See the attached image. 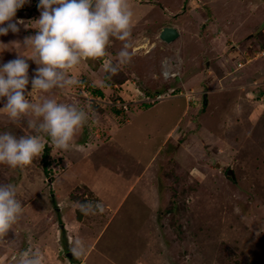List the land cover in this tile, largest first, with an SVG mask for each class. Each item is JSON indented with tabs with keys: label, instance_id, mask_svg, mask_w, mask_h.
Segmentation results:
<instances>
[{
	"label": "rangeland",
	"instance_id": "obj_1",
	"mask_svg": "<svg viewBox=\"0 0 264 264\" xmlns=\"http://www.w3.org/2000/svg\"><path fill=\"white\" fill-rule=\"evenodd\" d=\"M142 1L128 0L133 13L148 12L132 23V59L116 75L103 70L107 61L117 65L124 46L112 38L104 58L67 70L78 85L47 93L29 87L31 103L71 104L87 121L68 150L41 132L45 146L31 164H0V183L16 188L23 209L0 238V264H20L33 250L42 264H264V0ZM38 2L17 10L18 32L0 35V64L24 56L29 76L35 64L24 39L37 31ZM165 23L183 32L168 54L159 50L176 61H164L158 77L144 76L141 53L159 43L151 30ZM232 36L239 42L230 46ZM193 76L184 88L181 80ZM5 101L0 132L36 135L27 121L38 128L42 117L30 113L13 124ZM147 149L159 152L150 158ZM91 182L108 200L103 214ZM74 237L85 248L78 257Z\"/></svg>",
	"mask_w": 264,
	"mask_h": 264
},
{
	"label": "clouds",
	"instance_id": "obj_2",
	"mask_svg": "<svg viewBox=\"0 0 264 264\" xmlns=\"http://www.w3.org/2000/svg\"><path fill=\"white\" fill-rule=\"evenodd\" d=\"M30 0H0V35L19 31L17 10ZM40 12L36 21L37 31L25 37L24 45L32 49L30 60L36 65L29 76L30 64L24 56L0 64V99L6 98L4 108L13 124L23 121L30 113L43 122L37 126L28 120L29 128L36 135L17 137L12 131L0 132V164L16 168L31 164L41 155L44 142L39 133L50 137L57 149L68 150L77 130L87 121L85 113L71 104L44 99L33 104L26 98L31 90L47 93L53 88L78 85L80 80L69 76L67 70L79 65L82 60L104 58L110 40L114 38L124 43L117 53L118 63L103 64L109 77L116 75L120 65L131 62L133 11L128 0H39ZM101 214L103 205L97 204ZM79 210H84V205ZM22 202L17 198L12 184L0 183V238L5 237L22 214ZM70 251L74 256L83 255L85 248L79 237L70 241ZM20 264H42L40 253L27 251L20 258Z\"/></svg>",
	"mask_w": 264,
	"mask_h": 264
},
{
	"label": "crops",
	"instance_id": "obj_3",
	"mask_svg": "<svg viewBox=\"0 0 264 264\" xmlns=\"http://www.w3.org/2000/svg\"><path fill=\"white\" fill-rule=\"evenodd\" d=\"M147 1H149V0H146V2H144V1H142V2H144V3H147ZM205 3V5H208V4H206L207 3V1L206 2H204ZM143 4V3H142ZM139 5H141V4H139ZM182 12V11H181ZM173 14L174 13H176L175 11L174 12H172ZM177 15V17L179 16L178 14H175L174 15V17ZM181 17V16H180ZM182 17H184V16H182ZM181 17V18H182ZM173 19H175V18H173ZM172 19V20H173ZM211 19H212V21H213V23H212V28H213V26H214V28H213V30H211L213 33L214 32H216V33H214V34H216V36L215 37H219V35L217 34V33H219L218 32V30H219V28H218V26H220V25H218L217 24V21H216V19H215V16H213V15H211ZM176 20H177V18H176ZM198 21V20H197ZM232 23V21L229 19L228 20V25H230V24ZM156 24V23H155ZM154 24V25H155ZM152 25V24H151ZM164 25H166V23L165 24H161V25H158V26H155V28L154 29H152L151 30V32H160L161 31V29H162V27L164 26ZM174 25H176V24H174ZM179 25V24H178ZM222 26H223V24H221ZM146 26V25H145ZM217 27V28H216ZM176 28H177V26H176ZM211 28V29H212ZM198 29V28H197ZM201 30H202V28H200ZM215 29V30H214ZM178 31H179V36L176 38V40L175 41H177V40H179L180 38H181V36L183 35V32H181V30H179L178 29ZM247 32V31H246ZM182 33V34H181ZM250 33V32H249ZM9 34V33H8ZM181 34V35H180ZM209 34V33H208ZM214 34H211V38H214ZM199 35H200V41H204L205 40V38H206V36L205 35H203V32H200L199 33ZM221 36V35H220ZM248 36H249V34H248ZM208 37V36H207ZM207 39H210V37H208ZM219 39V38H218ZM214 40H216V38H214ZM231 40L233 41H235V42H232L231 44H230V46H232L233 44H235L236 43V41L237 42H239V38L237 39V37L236 36H232V38H231ZM212 41V40H211ZM158 42L159 43H156L154 46H149L150 48H146L144 51H142V53H141V56H140V62H141V67H140V70H141V72H142V74L145 76V75H149V76H151L152 74H155V76H160V71H161V66L163 65V63H164V61H166V60H170V65H173V63H172V60L174 59V56H170V55H166L165 57H161L162 56V54L160 53V51L159 50H161V51H164L165 53H167L168 54V52H166L165 50L168 48L169 49V46L170 45H173V43L175 44V42H173V41H170V42H162V40H160L159 38H158ZM211 42H209V44H210ZM185 44V43H184ZM212 44V43H211ZM210 44V45H211ZM213 45V44H212ZM182 46L184 47V45L182 44ZM224 46H226V45H224ZM236 46H237V44H236ZM234 47V46H233ZM235 48V47H234ZM180 53V52H179ZM249 56V55H248ZM179 57V56H178ZM231 57H234V56H231ZM180 61L181 62H184V57L181 55V53H180ZM174 61H176V59H174ZM206 63L208 64V62H207V60H206ZM256 64H262V62H257ZM147 66V70H149V71H146V69H145V67ZM177 74H179V73H177ZM143 76V77H144ZM178 76V75H177ZM179 78H180V75L178 76ZM175 78H177V77H175ZM147 79V78H146ZM171 79H173V78H171ZM189 79H193L192 80V83H193V81H194V76L193 77H190V78H186V80H181V85H183V87L184 88H186L187 86H190V83H191V81L189 80ZM145 81V80H144ZM150 81V80H149ZM187 81V82H186ZM186 82V83H185ZM191 83V84H192ZM170 135H174V134H169L168 136H170ZM167 136V137H168ZM166 137V138H167ZM170 139V138H169ZM102 144H104V143H102ZM115 145H114V143L111 145V147L114 149L115 147H114ZM159 149V148H158ZM156 150L155 151V153L153 154V151L152 150H148L146 153L148 154V155H150V158H152V157H154L158 152H159V150ZM153 155V156H152ZM85 159H87V158H85ZM147 164H149V163H147ZM104 169V168H103ZM105 169H107L106 167H105ZM115 170H107V172H109L110 174H114L115 176H117V177H121L120 175H122V173L121 174H119L117 171H115ZM137 179H138V177H135L132 181H130L129 182V185H128V189L127 190H129L130 188H131V186L135 183V181H137ZM91 186H92V192H93V194H94V196L97 198V202L99 203V204H104V206H105V208L108 206V200H107V198H105L104 196H102L101 194H100V192H101V188L99 187L100 185H96L97 183H95V182H91ZM96 185V186H95ZM103 187H106V185H104ZM101 195V196H100ZM101 197L103 198V200L101 201ZM122 199H123V197L120 199V202L122 201Z\"/></svg>",
	"mask_w": 264,
	"mask_h": 264
},
{
	"label": "water",
	"instance_id": "obj_4",
	"mask_svg": "<svg viewBox=\"0 0 264 264\" xmlns=\"http://www.w3.org/2000/svg\"><path fill=\"white\" fill-rule=\"evenodd\" d=\"M179 36V31L177 30V28L173 27V26H164L160 33H159V38L161 40H164L165 42H170L175 40L177 37ZM228 173H232L231 169L228 170ZM232 177H234L233 173H232ZM71 255V254H69Z\"/></svg>",
	"mask_w": 264,
	"mask_h": 264
},
{
	"label": "bare ground",
	"instance_id": "obj_5",
	"mask_svg": "<svg viewBox=\"0 0 264 264\" xmlns=\"http://www.w3.org/2000/svg\"><path fill=\"white\" fill-rule=\"evenodd\" d=\"M148 12V11H147ZM147 12L146 11H142V10H139V11H136L135 13H133V17H132V23H135L138 19H141L142 18V20H143V18L144 17H146V15H147ZM138 15H141V16H138ZM192 16V15H191ZM196 17H191V18H193L195 21H197L198 20V16L197 15H195ZM188 34V33H187ZM208 41V40H207ZM211 44V43H210ZM219 44V43H218ZM217 44V45H218ZM205 45V44H204ZM212 45V44H211ZM181 47H183L182 46V44H181ZM215 48V47H214ZM213 48V49H214ZM219 50V49H218ZM183 52V51H182ZM210 53V52H209ZM30 73H31V75L33 74V72L32 71H30ZM194 85V84H193ZM192 85V86H193ZM219 86V85H218ZM190 87V86H189ZM221 88V87H220ZM39 96V95H38ZM48 96V95H47ZM49 98V97H48ZM37 99V98H36ZM38 101V100H37ZM38 104H39V101L37 102ZM191 148V147H190ZM193 148V147H192ZM191 148V149H192ZM188 150H189V148H188ZM193 151H195V150H193ZM222 152V151H221ZM195 153V152H194ZM189 154V153H188ZM187 155V154H186ZM194 155V154H193ZM227 155V154H226ZM192 161V160H191ZM188 162H190L189 160H188ZM187 162V163H188Z\"/></svg>",
	"mask_w": 264,
	"mask_h": 264
},
{
	"label": "trees",
	"instance_id": "obj_6",
	"mask_svg": "<svg viewBox=\"0 0 264 264\" xmlns=\"http://www.w3.org/2000/svg\"><path fill=\"white\" fill-rule=\"evenodd\" d=\"M35 67H36V65L34 66V68H35ZM34 68H33V69H34ZM30 77H31V75H30ZM98 92H99V90H98ZM230 177H231V179H234V178L232 177V175H230Z\"/></svg>",
	"mask_w": 264,
	"mask_h": 264
}]
</instances>
